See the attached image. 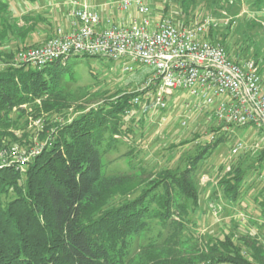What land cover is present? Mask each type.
I'll return each mask as SVG.
<instances>
[{
  "label": "trees",
  "instance_id": "1",
  "mask_svg": "<svg viewBox=\"0 0 264 264\" xmlns=\"http://www.w3.org/2000/svg\"><path fill=\"white\" fill-rule=\"evenodd\" d=\"M23 2L41 3L21 0L17 5L16 0H0L2 60L15 56L9 46L15 42L13 37L23 41L43 24L53 27L45 12H32V6L20 8ZM251 2L255 12L264 7V0ZM22 10H28L27 14H21ZM191 11L176 15L181 25L197 18V12L190 16ZM20 21L24 24L18 28ZM213 32L225 33L211 28L208 37L214 42ZM226 47L233 61L246 59L240 50ZM243 53L248 54L247 48ZM60 62L42 69L22 65L0 71V147L14 143L26 149L33 146L27 133L19 138L9 132L8 128L19 126L23 115L20 111L15 119L11 113L15 106L54 96L52 82L67 68ZM141 95L137 90L125 93L79 112L70 122L56 119L53 130L49 122L45 129L52 135V143L26 164L25 171L0 169V264H264V244L256 234L240 232L235 221H228V230L200 232L207 207L197 177L207 171L202 168L206 159L235 136L209 125L205 113H199L198 120H204L201 126L213 132L212 137L201 139V133L195 131L189 140L170 142L167 164L156 169L149 170L142 160L133 164L135 170L151 172L154 178L131 184L128 179L134 175L107 171L105 154L123 138L134 140L131 100ZM44 105L51 113L61 109L50 100ZM182 123L180 126H186ZM258 130L264 136V129ZM40 137L43 141L47 134ZM257 151L243 150L216 166L218 190L226 201L236 202L244 191L251 192V175L264 162V151ZM140 152L126 153L129 163ZM227 163L231 167L225 171ZM216 193L214 188L212 194ZM257 200L255 204H264V198ZM146 236L149 241L139 242L135 248L136 241Z\"/></svg>",
  "mask_w": 264,
  "mask_h": 264
},
{
  "label": "built area",
  "instance_id": "2",
  "mask_svg": "<svg viewBox=\"0 0 264 264\" xmlns=\"http://www.w3.org/2000/svg\"><path fill=\"white\" fill-rule=\"evenodd\" d=\"M154 10L151 0H112L107 14L102 15L87 0H71V31L59 29L58 36L44 46L20 51L9 60L0 59V71L22 65L42 69L72 55L123 60L125 72L133 70V64L150 68L137 92L149 97L148 91L153 90L155 109H169L174 104L169 98L182 92L185 102L180 105L185 116L205 113L207 122L223 132L231 126L264 129V80L258 63L252 59L233 61L222 44L207 36V27L217 25L212 16L200 14L181 25L176 18ZM131 103L139 105L141 96L133 97ZM41 123L39 119L35 125ZM186 123L183 120L182 124ZM37 138H29L33 142L30 149L18 143L0 147V169L23 171L52 143L49 133L44 142ZM247 149L245 139L239 138L230 146L229 157ZM258 176L264 184V172ZM247 196L244 191L232 206L233 219L242 232H252L264 242V204L243 206ZM211 206L215 215L222 211L219 203L212 201Z\"/></svg>",
  "mask_w": 264,
  "mask_h": 264
},
{
  "label": "rangeland",
  "instance_id": "3",
  "mask_svg": "<svg viewBox=\"0 0 264 264\" xmlns=\"http://www.w3.org/2000/svg\"><path fill=\"white\" fill-rule=\"evenodd\" d=\"M16 1L17 5L21 3V0ZM111 1L112 0H109V2ZM151 4L155 9V13L158 15H168L176 18L178 13L188 9L192 10L190 16H192L194 12H197L198 16L200 14L212 16L217 21V25L207 27V36L211 28H221L224 30L225 33L221 32L218 35L216 32H213V36L216 37L217 40L215 42L222 44L225 49L227 45L229 51L240 50V54L246 59L256 60L264 80V7L258 10L255 9V12L251 7V0H151ZM21 5L27 7L31 6V4L24 2ZM21 7L22 6H20V8ZM49 14L48 19L54 15L53 13ZM55 14L57 13L55 12ZM68 14L70 15V10ZM60 22H62V20ZM17 26L18 28L23 27V21H20ZM59 29L56 28L54 30L50 24H43L23 41L13 37L12 40L15 39V42L13 45L10 43L9 46L14 50L16 56L18 52L24 51L25 49H34L44 46L51 38L58 36ZM1 31L2 25L0 19V33ZM69 31H71V22L70 29L64 32ZM48 33L52 34V37H48ZM6 41L4 42L5 44ZM2 43L3 41L0 39V45ZM24 45L27 48L23 49ZM246 48L248 54L243 53ZM7 59L6 57L4 60ZM60 63L61 66L67 65V68L63 71L62 75L59 76L57 81L55 80L52 82L56 92L54 96L48 97L45 95L37 98L33 102H26L20 106H15L11 116L15 119L18 118L20 111L23 115L19 120V126L8 128L9 132H13L19 138L23 137L24 133H27L29 138L31 136H37V139L41 141V133L45 132V135L47 134L48 136V130L45 129V126L49 122V125L52 127L50 128L53 130L56 119H60L59 122H70L83 110L105 104L125 93H133L140 88L146 77L150 75V68L145 65L133 64L134 69L125 72L123 70V60H114L102 56L72 55ZM152 91L153 90H150L148 92L153 96ZM149 97H143V95H141V103L133 107L131 118H133L134 121L132 124L134 126V140L123 138L115 147L105 154L107 171L128 172L130 175H134L128 179L131 184H136L140 180L144 182L154 178V176H152L154 174L151 175V172L142 173L139 167L135 170L134 168L137 167H132L133 164L137 166L139 161L142 160L149 170L156 169L157 167L167 164L168 156H170L169 151L171 149L170 142L174 140L178 141V139L189 140L192 137V133L195 131L201 133V139L209 138L213 133L208 132L201 126L204 124V120H200L199 122L198 112L189 113L185 116L186 112L182 110L181 107L182 103L185 102L184 93L180 92L177 95L178 102H180L181 105H178L175 101L176 103L174 102L173 105L171 104L172 106L170 105L167 110L155 109L151 104L149 105L147 102ZM46 100L55 102L61 107L58 114L45 110L44 102ZM58 116L61 117L57 118ZM39 119H42V123L37 125L40 127H37L35 122ZM182 120L187 122L186 126H180ZM211 123L212 122H210L209 125H211ZM232 128L234 129L235 126H231L229 131H231ZM251 128V126L236 128L237 131L235 130V136L226 143L219 145L216 152L211 158L206 159L202 166V168L207 171L197 177V182L203 195L204 204L208 206V213L206 211V215H211L210 218H208V221H210L208 225L205 224V220L202 221L201 219L202 228L200 232L202 234L214 233L219 228L222 230L227 229L228 227L226 224H228V221H230V223L231 220L234 222L233 211L230 212L229 215H224L221 212L217 215L213 213V206H211L209 202L214 201L222 206L223 194L217 190V193L213 195V189L210 186L212 183L204 184V182L209 180L208 177L218 181L215 168L216 166L218 167L219 164L225 163L227 160L231 159L228 153L230 151V146L235 140L237 141V139L243 138L245 141H249L248 144L251 145L250 149L254 148L258 150L257 152L261 153L264 151V136L259 133L258 128H253L255 133L251 131ZM133 149H136V151L141 150V152L138 154V158L134 160L135 163H129L128 157H126L125 154ZM174 150L175 152L178 151V149ZM179 150H182V146H179ZM256 156L257 155L254 154V157H251V162H253L252 160L256 158ZM255 166L260 168L259 161L255 162ZM263 167L264 162L262 168ZM25 168L26 165L23 171H25ZM257 172H259V170ZM257 172L251 175V177L253 176L252 182H261L258 180L259 173ZM217 188H219L218 185ZM219 193H221L220 196ZM209 195L212 198L211 200L209 199ZM248 198L251 199V194ZM147 241H149L147 236L138 239L134 247L136 248L139 242ZM259 242L264 244L261 240Z\"/></svg>",
  "mask_w": 264,
  "mask_h": 264
},
{
  "label": "crops",
  "instance_id": "4",
  "mask_svg": "<svg viewBox=\"0 0 264 264\" xmlns=\"http://www.w3.org/2000/svg\"><path fill=\"white\" fill-rule=\"evenodd\" d=\"M70 1L71 0H40L41 3H39V5H34V4H31L32 6V9L30 11H34L36 13L38 12H45V14L47 16H49L50 14L49 13H53L54 15L52 17H50L48 19L49 22L52 23V26L54 28V30L57 28H62L64 31H68L70 29V22H71V17L70 15L68 14V11L70 10ZM88 3L95 7V8H98L99 11L101 12L102 15H106L108 10H109V7H110V2L109 0H87ZM36 4V3H35ZM23 7V5H22ZM24 9V8H23ZM55 9V11H54ZM28 10H22L21 14H27ZM55 12L57 14H55ZM66 18V19H65ZM51 19V20H50ZM65 19V20H64ZM62 20V22H60ZM24 24V22H23ZM49 34V33H48ZM173 102H177L178 104H180V102H178V99H177V95L175 94L174 96L171 97V99ZM147 102L148 104L150 105H153L154 103V96H150V98L147 99ZM175 102V103H176ZM149 108V107H148ZM143 124V123H142ZM252 127V126H251ZM237 128H241V127H237ZM253 128H251V131H253ZM235 130L237 131L236 128H232L231 131L229 132H225L227 135H230L231 133L234 134L235 133ZM253 133H255L253 131ZM247 145H248V149H250L251 145L248 144L249 141H246ZM252 149V148H251ZM235 156H233V158H231L230 160L234 159ZM227 162V161H226ZM229 166V164L227 163L226 166H225V171H228L227 167ZM264 168V167H263ZM259 169L260 172H264V169ZM230 170V169H229ZM253 177V176H252ZM252 177H251V192H248L247 191V195L249 196L251 194V199L247 198L246 199V203L243 204V206H246V205H251V207L253 206H256V204L254 203L257 199L260 201L261 199L264 198V184L261 183V182H252ZM209 180L204 182V184H209V183H212L210 184L211 188L212 189H219L217 188V185H218V181H215L213 178L211 177H208ZM211 195V194H210ZM209 195V197H210ZM221 195V193H219V196ZM247 196V197H248ZM211 198V197H210ZM209 198V199H210ZM212 199V198H211ZM210 199V200H211ZM221 199V198H220ZM209 200V201H210ZM257 200V201H258ZM212 201H210L209 203H211ZM208 203V204H209ZM222 203V202H221ZM237 203L236 202H229V201H226L224 198H223V205H222V211L221 213H223L224 215H229L230 212L233 211V208L232 206ZM206 207H208L206 205ZM210 208V207H209ZM208 208V209H209ZM207 211V210H206ZM208 213V211H207ZM206 213V214H207ZM211 215H206V218L205 220L208 221V218H210ZM208 225V223H207Z\"/></svg>",
  "mask_w": 264,
  "mask_h": 264
}]
</instances>
